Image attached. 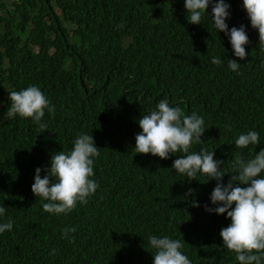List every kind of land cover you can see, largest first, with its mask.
Here are the masks:
<instances>
[{
  "label": "trees",
  "instance_id": "16d2710c",
  "mask_svg": "<svg viewBox=\"0 0 264 264\" xmlns=\"http://www.w3.org/2000/svg\"><path fill=\"white\" fill-rule=\"evenodd\" d=\"M225 2L229 29L244 25L249 37L244 60L215 28L211 4L190 24L184 0H0V223L13 222L0 234V264H153L149 236L181 240L191 264H239L220 237L230 218L204 207H217L216 181L172 169L184 153L160 159L134 149L138 119L165 98L203 118V142L189 151H214L225 185L238 154L264 148V50L243 0ZM32 85L55 106L44 132L7 115L8 93ZM248 131L259 145L235 147ZM81 133L100 148L90 177L99 187L71 212H45L31 190L35 169L43 178L52 154L70 151ZM65 227L76 231L65 238Z\"/></svg>",
  "mask_w": 264,
  "mask_h": 264
},
{
  "label": "clouds",
  "instance_id": "9594fccd",
  "mask_svg": "<svg viewBox=\"0 0 264 264\" xmlns=\"http://www.w3.org/2000/svg\"><path fill=\"white\" fill-rule=\"evenodd\" d=\"M210 4L215 28L228 36L234 55L240 60L246 59L248 53L245 46L249 43L246 28L241 25L229 29L226 20L230 18V4L225 0H184L187 21L190 24H201L202 15L207 12ZM243 8L251 27L258 31L259 46L264 50V0H243ZM211 63L219 66L222 61L214 57ZM239 66L237 60L228 59V67L232 71H237ZM8 96L9 118H31L42 132L47 130V125L41 121L45 110L54 113L55 106H50V101L38 86L11 91ZM138 124L141 131L135 135V152L151 154L160 159H168L170 154L184 153L173 161L172 169L188 180L203 175L216 181L210 200L217 207L209 208L207 204L204 207L210 213H226L227 218H230V224L220 231L223 246L235 254L239 264H264V148L251 159H244L238 154L232 164L230 179L225 185L223 177L226 174L222 171L225 163L214 158V151H189L194 143L203 142L201 137L206 128L202 117L196 113L186 115L181 107L171 106L165 98L156 104L154 110L142 115ZM259 143V133L256 131L242 133L235 139V147L239 149ZM99 149L92 135L81 133L74 139L70 151L52 154L50 168L44 169L47 174L43 178L42 169H35L31 190L36 197L47 201L42 205L45 212L59 215L71 212L78 203H88V198L99 187L90 178L94 175L93 158L100 155ZM194 191L189 188L185 198ZM193 205L199 207L195 201ZM5 212V207L0 206V217ZM12 228L13 222L10 219L0 223V234ZM75 231V228L65 227L63 235L67 238L69 232ZM148 242L155 249L152 254L153 264H191L189 257L181 251L184 246L181 240L168 236H149Z\"/></svg>",
  "mask_w": 264,
  "mask_h": 264
}]
</instances>
